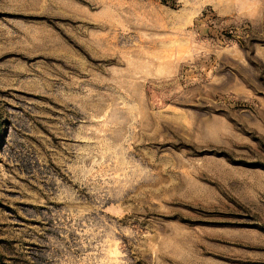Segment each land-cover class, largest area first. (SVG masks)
<instances>
[{
    "label": "rangeland",
    "instance_id": "rangeland-1",
    "mask_svg": "<svg viewBox=\"0 0 264 264\" xmlns=\"http://www.w3.org/2000/svg\"><path fill=\"white\" fill-rule=\"evenodd\" d=\"M0 264H264V0H0Z\"/></svg>",
    "mask_w": 264,
    "mask_h": 264
}]
</instances>
